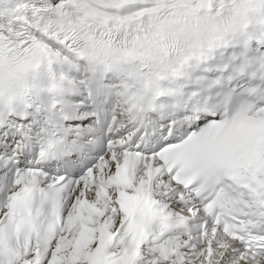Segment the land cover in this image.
Wrapping results in <instances>:
<instances>
[{
  "label": "snow or ice",
  "instance_id": "6c2138e0",
  "mask_svg": "<svg viewBox=\"0 0 264 264\" xmlns=\"http://www.w3.org/2000/svg\"><path fill=\"white\" fill-rule=\"evenodd\" d=\"M0 264H264V0H0Z\"/></svg>",
  "mask_w": 264,
  "mask_h": 264
}]
</instances>
